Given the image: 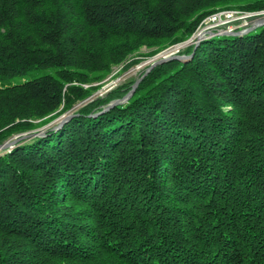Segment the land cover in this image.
Here are the masks:
<instances>
[{
    "label": "trees",
    "instance_id": "16d2710c",
    "mask_svg": "<svg viewBox=\"0 0 264 264\" xmlns=\"http://www.w3.org/2000/svg\"><path fill=\"white\" fill-rule=\"evenodd\" d=\"M217 11L264 0H0V264H264V25L91 100Z\"/></svg>",
    "mask_w": 264,
    "mask_h": 264
},
{
    "label": "rangeland",
    "instance_id": "374dc122",
    "mask_svg": "<svg viewBox=\"0 0 264 264\" xmlns=\"http://www.w3.org/2000/svg\"><path fill=\"white\" fill-rule=\"evenodd\" d=\"M238 13H240L242 16H245V17L241 18L240 20H236L234 23L229 25V27L232 28L231 32L238 30L239 33H244V32L251 31L256 27L257 18H253V17L246 18V16L249 15L248 13H242V12H238ZM201 30H202L201 28L200 29L198 28L196 33L191 37L192 39L190 38L191 40L190 41L188 40L189 44L186 41L185 43L181 45L164 49L155 55H149L150 52L155 49V47H152V48L141 47L137 51V53H135V56L133 57V61L137 63L134 66L129 67L128 69H124L123 66L113 67L111 69V73L109 74V76L106 77L102 82L97 83L100 85V87L98 88L97 91H95L91 100L97 97L104 96L106 92H108L111 89H114L115 87L123 83L129 82V81H137L140 78L141 74H144L147 67L153 61H155L157 57L178 55V52L184 49L185 47L196 45L197 41L198 43H200V41L207 39L209 36L205 37L206 36L205 34L200 35ZM75 111H77L76 107L67 112L59 113V117L53 120L52 122H50L49 124H47L46 126L36 127V129L34 130V133L41 136L43 132L47 130L48 128L50 127L56 128L62 117L73 115ZM14 139H17V137H15Z\"/></svg>",
    "mask_w": 264,
    "mask_h": 264
},
{
    "label": "built area",
    "instance_id": "2783aa9c",
    "mask_svg": "<svg viewBox=\"0 0 264 264\" xmlns=\"http://www.w3.org/2000/svg\"><path fill=\"white\" fill-rule=\"evenodd\" d=\"M254 16H256V14H249L246 18H252ZM244 17L245 16H242L240 13L234 11H217L202 22L199 27V29H202L200 35L205 34V37H212L214 35H222L224 32H231L232 28L229 27V25Z\"/></svg>",
    "mask_w": 264,
    "mask_h": 264
},
{
    "label": "water",
    "instance_id": "95a60500",
    "mask_svg": "<svg viewBox=\"0 0 264 264\" xmlns=\"http://www.w3.org/2000/svg\"><path fill=\"white\" fill-rule=\"evenodd\" d=\"M262 25H264V16L257 18L256 27H259V26H262ZM244 33H246V32H244ZM239 34H243V33H239V32H224V33H223V35H239ZM187 42H188V41H187ZM198 44H199V43H198V41H197L196 45H198ZM171 59L181 60V59H184V57H182V56H177V55L157 57V59H156L155 61H153V62L147 67V69L145 70L144 74H143V75H142L137 81H135L134 85L132 86V90H131V92H130L129 94H127V95L124 97L123 101H125L126 99H128V98L131 96V94L134 92L135 88L137 87V85L139 84V82L142 80V78H143L144 76H146L147 73H148L153 67H155L156 65H159V64H161V63H163V62H166V61H168V60H171ZM120 102H122V101H114L110 106H113V105L118 104V103H120ZM71 117H72V115H69V116H66V117H62V118L60 119V121H59V123H58L56 129L59 128L60 126H62V124L65 123L67 120H69ZM36 135H37V134H36ZM32 136H34V135H32ZM23 137H25V136H23ZM17 141H18V139H14V140L11 141V142H6V143H4L3 145H0V152L7 150L10 146H12L13 144H15Z\"/></svg>",
    "mask_w": 264,
    "mask_h": 264
}]
</instances>
